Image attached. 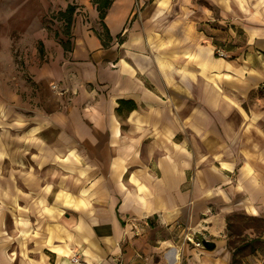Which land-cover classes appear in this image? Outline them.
Listing matches in <instances>:
<instances>
[{
    "label": "crops",
    "instance_id": "1",
    "mask_svg": "<svg viewBox=\"0 0 264 264\" xmlns=\"http://www.w3.org/2000/svg\"><path fill=\"white\" fill-rule=\"evenodd\" d=\"M77 5L71 44L13 80L0 42V264H264L241 253L264 230L232 231L264 220L262 0Z\"/></svg>",
    "mask_w": 264,
    "mask_h": 264
},
{
    "label": "rangeland",
    "instance_id": "2",
    "mask_svg": "<svg viewBox=\"0 0 264 264\" xmlns=\"http://www.w3.org/2000/svg\"><path fill=\"white\" fill-rule=\"evenodd\" d=\"M37 12L33 16L21 17L16 24L15 30L11 31L7 22L0 24V42L10 44V60L5 64V72L11 80L19 73L23 74L31 64L36 63L35 59L46 56V48L54 49L62 44H71L74 24L79 20L77 13V0H38ZM264 6V0H262ZM75 10L71 12L69 7ZM240 41H243V34L239 31ZM64 46V45H63ZM65 47V46H64ZM225 59V58H223ZM12 172H5L6 180H12ZM8 175V176H7ZM8 220L7 230L11 229V213L5 210V218ZM238 224L232 226L234 234L242 236L246 227L253 226L257 233L264 230V220L251 221L245 216L238 217ZM232 234V233H231ZM242 238V237H241ZM237 239L232 243L237 246ZM242 241L245 239L242 238ZM264 249V241L255 244L243 243L241 253L249 252L252 248ZM234 264H248L243 255L235 257Z\"/></svg>",
    "mask_w": 264,
    "mask_h": 264
},
{
    "label": "built area",
    "instance_id": "3",
    "mask_svg": "<svg viewBox=\"0 0 264 264\" xmlns=\"http://www.w3.org/2000/svg\"><path fill=\"white\" fill-rule=\"evenodd\" d=\"M216 55L219 58H226L227 57V53H225L224 51L217 49L216 50ZM53 88H56V86H53ZM185 241L191 245H193L194 248H204L202 241L197 240L194 235L191 234H187L184 237ZM73 261L74 262H79V258L78 257H73Z\"/></svg>",
    "mask_w": 264,
    "mask_h": 264
},
{
    "label": "trees",
    "instance_id": "4",
    "mask_svg": "<svg viewBox=\"0 0 264 264\" xmlns=\"http://www.w3.org/2000/svg\"><path fill=\"white\" fill-rule=\"evenodd\" d=\"M111 1H112V0H100V2H101V6H102L103 8H107ZM68 9L71 10V12H74V10H75V9H74L73 7H71V6H70ZM233 263H236V262H235V256H234V261H233Z\"/></svg>",
    "mask_w": 264,
    "mask_h": 264
},
{
    "label": "water",
    "instance_id": "5",
    "mask_svg": "<svg viewBox=\"0 0 264 264\" xmlns=\"http://www.w3.org/2000/svg\"><path fill=\"white\" fill-rule=\"evenodd\" d=\"M202 243L204 248L207 250H213L215 248V244L211 241L204 240Z\"/></svg>",
    "mask_w": 264,
    "mask_h": 264
}]
</instances>
